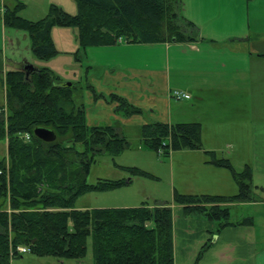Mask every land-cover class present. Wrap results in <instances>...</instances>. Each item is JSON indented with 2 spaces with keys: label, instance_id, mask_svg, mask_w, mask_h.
<instances>
[{
  "label": "trees",
  "instance_id": "obj_1",
  "mask_svg": "<svg viewBox=\"0 0 264 264\" xmlns=\"http://www.w3.org/2000/svg\"><path fill=\"white\" fill-rule=\"evenodd\" d=\"M79 12L69 15L57 7L43 19L31 22L7 6L4 24L24 29L31 51L41 59L54 54L50 38L55 26L76 30L81 50L88 46L191 42L196 26L180 14V0H74ZM0 140L6 157L0 160V264H10L25 246L38 257L81 260L91 240L94 264H173L172 206L212 221L217 231L230 222L229 205L254 200L252 172L245 165L236 171L229 160L204 151L208 163L227 169L237 185L232 196L191 195L173 192L170 202L145 201L133 207L76 209V200L89 192L115 189L125 182H86L91 163L101 153L114 157L129 148V142L113 126H89L82 104H76L72 89L47 69L25 78L20 69L3 71L0 54ZM115 110L125 117L141 110L124 98L110 95ZM37 127L52 130L53 142L33 135ZM29 136L25 140V135ZM143 143L165 157L180 150H201L198 123L154 122L140 128ZM82 144L83 150L76 149ZM133 172L139 170L132 168ZM264 192V187L259 188ZM237 224H251L245 218ZM205 250L200 251L197 261Z\"/></svg>",
  "mask_w": 264,
  "mask_h": 264
},
{
  "label": "crops",
  "instance_id": "obj_2",
  "mask_svg": "<svg viewBox=\"0 0 264 264\" xmlns=\"http://www.w3.org/2000/svg\"><path fill=\"white\" fill-rule=\"evenodd\" d=\"M180 14L196 26L194 41L101 46L114 55L106 62L100 92L141 110L120 118L113 102L101 117L108 124L110 115L135 124L139 133L154 122L200 124L202 149L170 155L172 171L177 163L179 173L172 182L182 194L237 193L230 172L208 163L204 151L229 160L236 171L249 166L254 200L229 205L235 224L217 231L195 211L172 206L173 264H264V192L259 189L264 187V0H180ZM174 90L190 99H171ZM95 116L85 111L89 126L103 120ZM245 218L251 224H237Z\"/></svg>",
  "mask_w": 264,
  "mask_h": 264
},
{
  "label": "rangeland",
  "instance_id": "obj_3",
  "mask_svg": "<svg viewBox=\"0 0 264 264\" xmlns=\"http://www.w3.org/2000/svg\"><path fill=\"white\" fill-rule=\"evenodd\" d=\"M6 1L12 2V6H17L14 12L16 16L31 22L46 17L51 7H57L69 15H76L79 12L77 2L74 0ZM50 38L56 54L41 59L32 53L26 30L5 25L0 20V54L3 71L19 69L25 64L36 69H47L59 81L73 84L75 102L82 104L84 111L96 116L98 114V117L103 119L99 126L117 127L119 133L129 142V148L114 157L107 153L99 154L95 162L91 163L86 177V182L89 184H94L97 180H122L125 183L115 189L89 192L80 196L75 202L77 209L133 207L143 201L149 204L170 202L173 192H177L172 182V178L175 183L179 176L177 163L174 164L172 171L171 156L165 157L149 149L141 140L139 129L135 124L124 123L112 115H110L111 124H108V120L101 117H106L107 104L113 103L110 95L106 92L101 93L99 89L106 84L103 79L104 71L108 67L106 62L113 58L114 53L104 50L101 46H88L81 50L74 28L55 26L51 29ZM117 43L123 41L117 39ZM97 100L99 105L103 106L101 111L95 105ZM3 104L4 88L0 86V105ZM116 115L127 118L121 111H117ZM75 147L79 151L83 150L82 144H76ZM176 154L178 156L180 153ZM4 157H6V143L0 140V160ZM132 168L139 171L133 172ZM10 264H94L91 240H87L86 253L78 261L38 257L25 253L12 258Z\"/></svg>",
  "mask_w": 264,
  "mask_h": 264
},
{
  "label": "water",
  "instance_id": "obj_4",
  "mask_svg": "<svg viewBox=\"0 0 264 264\" xmlns=\"http://www.w3.org/2000/svg\"><path fill=\"white\" fill-rule=\"evenodd\" d=\"M21 70L24 72L25 74V78H27L29 76V74L33 73V72H38V69H36L35 67L25 64L21 67ZM67 86H70V83H66ZM33 135L44 142H53L56 138V135L54 134V132L52 130H49L47 128H43V127H37L33 130Z\"/></svg>",
  "mask_w": 264,
  "mask_h": 264
},
{
  "label": "built area",
  "instance_id": "obj_5",
  "mask_svg": "<svg viewBox=\"0 0 264 264\" xmlns=\"http://www.w3.org/2000/svg\"><path fill=\"white\" fill-rule=\"evenodd\" d=\"M4 11H5V8H4L3 4H0V18L3 17ZM119 41H121V39H119ZM169 97L171 99H174V100H188V99H190V96L188 94L183 93V92L178 91V90H174V91L169 92ZM24 138H25V140H28L29 136L26 134L24 136ZM16 252H18L19 254H25V253H29V249L25 246H18L16 248Z\"/></svg>",
  "mask_w": 264,
  "mask_h": 264
}]
</instances>
